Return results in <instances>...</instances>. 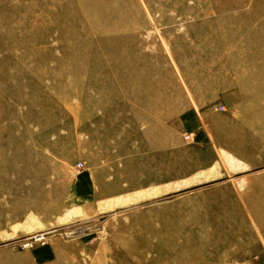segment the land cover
<instances>
[{"label": "rangeland", "instance_id": "1", "mask_svg": "<svg viewBox=\"0 0 264 264\" xmlns=\"http://www.w3.org/2000/svg\"><path fill=\"white\" fill-rule=\"evenodd\" d=\"M125 109L165 123L169 185L85 206ZM195 110L222 126L201 144ZM0 264H264V0H0Z\"/></svg>", "mask_w": 264, "mask_h": 264}, {"label": "crops", "instance_id": "2", "mask_svg": "<svg viewBox=\"0 0 264 264\" xmlns=\"http://www.w3.org/2000/svg\"><path fill=\"white\" fill-rule=\"evenodd\" d=\"M205 112L207 113L200 115L195 110L184 114L181 120L182 129L189 133H196L194 139L195 144L204 143L206 139L204 133L207 127H215L217 131L221 130L222 127L216 121H219L220 118H214L215 113L212 111L211 113L210 111ZM115 113L116 118L105 117L106 124L112 128L108 129L106 133L110 131L126 135L130 132L133 133L132 137L134 135L136 136V140L133 141V150L132 153L128 152V157L122 166L118 164L119 162H116L120 157L119 153L116 152L115 154L112 152L110 154L112 160L107 167L102 166L98 160L102 155L107 154V148L105 151L102 150V152H99L98 149L93 152L96 156V161L91 164L89 163V166L79 170L80 174L74 185L75 198L77 201H82L85 206L93 207L99 202H108L109 200L120 198L123 195L136 194L138 191H151L154 188L159 189L160 187H168L169 185L166 163L167 146L165 123L163 121L159 122L158 120L152 123L151 128L147 127L144 129L143 125L137 121H131L129 127H124L123 124L126 122L127 115L126 109L124 111H116ZM104 136L105 134H103V140L105 141ZM127 146L128 148L130 147L129 142ZM87 157L91 158L90 156ZM205 158L206 160L204 162H200L193 167L196 169L205 168L209 157L206 155ZM124 180H128V182Z\"/></svg>", "mask_w": 264, "mask_h": 264}, {"label": "bare ground", "instance_id": "3", "mask_svg": "<svg viewBox=\"0 0 264 264\" xmlns=\"http://www.w3.org/2000/svg\"><path fill=\"white\" fill-rule=\"evenodd\" d=\"M168 7V6H167ZM224 152V155H225V158L229 161V162H231L232 164H238V165H240V164H243L239 159H237L232 153H229L228 151L226 152V151H223ZM244 166V168L245 167H247L246 165H243ZM137 197V196H136ZM136 197H129V198H126V199H118V202H120L121 201V203L123 204V203H130V202H135V201H138L140 198H141V196H139L138 198H136ZM142 198H144V196L142 195ZM67 215L68 216H70V215H72V210H68L67 211ZM67 216V217H68ZM63 221V220H62ZM27 224H29V223H27ZM22 226V225H21ZM29 226H31V227H29ZM36 228V227H38V226H36V224L35 223H31V224H29V225H25V226H22V229H26V230H28V231H33V228ZM17 230H18V227L16 228ZM37 235V234H36ZM35 235V237L33 236V237H31L30 239L28 238V239H25L26 241H29V240H31V239H33V238H36L37 240H39V239H41V237L42 238H45V234H39V235H37L36 236ZM5 236H8V235H5ZM28 245H29V243H28ZM26 246V245H25Z\"/></svg>", "mask_w": 264, "mask_h": 264}, {"label": "built area", "instance_id": "4", "mask_svg": "<svg viewBox=\"0 0 264 264\" xmlns=\"http://www.w3.org/2000/svg\"><path fill=\"white\" fill-rule=\"evenodd\" d=\"M186 138H190V135H186ZM83 167H84V164L83 163H79L78 164V168L79 169H83ZM45 238H42L41 237V239H39L38 241H42V243H44L45 241H43ZM37 241V239L36 238H33V239H31V242H34V241ZM26 241V240H25ZM31 242H30V240L29 241H27L24 245H28V243L29 244H31Z\"/></svg>", "mask_w": 264, "mask_h": 264}]
</instances>
